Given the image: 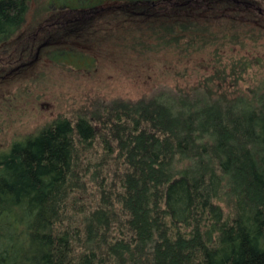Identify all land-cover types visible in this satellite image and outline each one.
Instances as JSON below:
<instances>
[{
	"label": "trees",
	"instance_id": "1",
	"mask_svg": "<svg viewBox=\"0 0 264 264\" xmlns=\"http://www.w3.org/2000/svg\"><path fill=\"white\" fill-rule=\"evenodd\" d=\"M30 1L0 0V41ZM85 1L111 13L101 28L123 16L134 46L209 49L212 70L0 150V264H264V78L226 52L261 38L254 0Z\"/></svg>",
	"mask_w": 264,
	"mask_h": 264
},
{
	"label": "rangeland",
	"instance_id": "2",
	"mask_svg": "<svg viewBox=\"0 0 264 264\" xmlns=\"http://www.w3.org/2000/svg\"><path fill=\"white\" fill-rule=\"evenodd\" d=\"M80 8L75 0H31L20 29L0 41V150L58 113L91 110L113 98L137 99L162 82L186 86L212 70L209 49L140 48V41L132 44L123 16L104 29L97 18L111 13L96 17ZM253 8L264 19V0H254ZM255 24L261 38L226 49L254 59L245 75L249 83L264 78V20Z\"/></svg>",
	"mask_w": 264,
	"mask_h": 264
}]
</instances>
